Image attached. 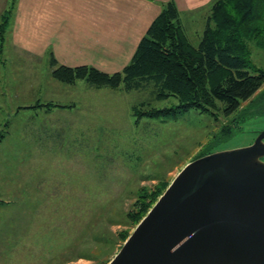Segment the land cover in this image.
I'll return each instance as SVG.
<instances>
[{
  "label": "rangeland",
  "instance_id": "1",
  "mask_svg": "<svg viewBox=\"0 0 264 264\" xmlns=\"http://www.w3.org/2000/svg\"><path fill=\"white\" fill-rule=\"evenodd\" d=\"M249 50V71H264V45L253 41ZM15 75L14 90L29 95L16 99L8 88L0 102V264H108L149 212L135 223L128 216L141 193L163 194L202 151L247 147L264 131V82L235 111L216 101L208 112L137 120L134 105L178 101L53 79L52 99L72 107L46 115L29 109L45 99L21 87L28 72ZM45 128L62 134L39 135Z\"/></svg>",
  "mask_w": 264,
  "mask_h": 264
},
{
  "label": "trees",
  "instance_id": "2",
  "mask_svg": "<svg viewBox=\"0 0 264 264\" xmlns=\"http://www.w3.org/2000/svg\"><path fill=\"white\" fill-rule=\"evenodd\" d=\"M17 0H11L0 22V51ZM264 45V0H219L208 20L198 45L185 33L178 9L169 1L140 41L130 63L121 72L105 73L94 67H67L55 59L52 76L63 84L85 79L90 86L134 90H152L157 100L176 98L171 107L156 108L149 102L133 106L137 120L175 117L191 109L208 112L215 102H224L226 112L235 111L264 82V71L253 68L249 43ZM70 108L40 100L29 109ZM207 151V150H206ZM202 151L198 157L209 154ZM197 157V158H198ZM143 192L128 213L139 222L162 194Z\"/></svg>",
  "mask_w": 264,
  "mask_h": 264
},
{
  "label": "water",
  "instance_id": "3",
  "mask_svg": "<svg viewBox=\"0 0 264 264\" xmlns=\"http://www.w3.org/2000/svg\"><path fill=\"white\" fill-rule=\"evenodd\" d=\"M108 264H264V131L185 165Z\"/></svg>",
  "mask_w": 264,
  "mask_h": 264
},
{
  "label": "crops",
  "instance_id": "4",
  "mask_svg": "<svg viewBox=\"0 0 264 264\" xmlns=\"http://www.w3.org/2000/svg\"><path fill=\"white\" fill-rule=\"evenodd\" d=\"M169 1L175 3L191 42L196 27L198 45L219 0H17L0 51V102L7 100L8 88L12 93L18 86L17 70L28 72L21 87L30 88V95L37 92L44 96L42 103L55 102V93L46 88L48 83L54 87L53 59L67 67L86 65L109 74L121 72ZM10 2L0 0V22ZM35 71L40 77L37 81ZM13 92L16 99L18 94L20 98L29 95L17 89ZM43 110L49 115L53 109ZM43 131L38 134H62L52 128Z\"/></svg>",
  "mask_w": 264,
  "mask_h": 264
}]
</instances>
